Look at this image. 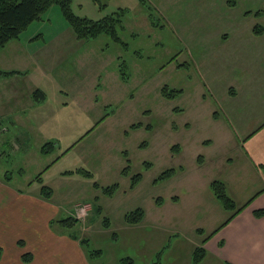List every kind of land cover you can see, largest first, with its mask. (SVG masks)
<instances>
[{
	"label": "rangeland",
	"instance_id": "rangeland-1",
	"mask_svg": "<svg viewBox=\"0 0 264 264\" xmlns=\"http://www.w3.org/2000/svg\"><path fill=\"white\" fill-rule=\"evenodd\" d=\"M131 1L69 3L72 13L92 19L124 8L120 42L105 35L76 40L61 6H47L13 38L37 58L23 68L32 74L21 86L40 84L46 90L30 117L38 133L21 122L11 131L0 114V172L15 185L32 182L31 192L39 189L55 209L49 230L85 238L92 252L85 255L89 264H120L126 257L142 264L157 258L159 250L161 264L176 253L185 257L187 239L202 238L196 228L210 232L229 214L214 198L211 180L229 176L238 200L244 195L238 175L260 184L245 169L241 142L264 116V37L221 44L217 34L237 21L258 22L253 14L259 10L248 15L241 2L203 11L196 0H137L136 6ZM13 39L0 50V66L23 59L13 50L19 46ZM121 64L126 80L119 75ZM39 67L49 75L42 77ZM164 85L180 92L164 97ZM82 92L87 99L77 97ZM229 102L239 106L246 121L237 112L230 116ZM207 139L210 145L203 142ZM202 154L207 159L198 162ZM126 165L129 173L123 175ZM181 165L183 173L177 169L154 181L161 171ZM137 172L141 178L130 187V175ZM115 182L114 192L104 194L102 188ZM136 207L143 208V218L127 223L125 212ZM67 216L78 219L71 228L57 222ZM10 231L2 241L11 233L22 239L30 235ZM14 245H7V255L17 252ZM20 251L19 260L24 253L31 256ZM65 252L64 247L58 252L61 264Z\"/></svg>",
	"mask_w": 264,
	"mask_h": 264
},
{
	"label": "crops",
	"instance_id": "crops-1",
	"mask_svg": "<svg viewBox=\"0 0 264 264\" xmlns=\"http://www.w3.org/2000/svg\"><path fill=\"white\" fill-rule=\"evenodd\" d=\"M196 1L199 10L203 11L210 10L218 5H235L239 2H241L244 9L249 12L248 15H252L255 11L259 10V14H253L255 17L254 19L258 20V22L248 24V22L237 21L235 24H232L231 26L229 25V29L220 31L219 33L217 32L219 43H231L234 40H238L236 38L241 36L244 37L242 39L259 38L257 36L264 37V0ZM131 4V6H136L137 0H133V2L131 1ZM119 7L120 6H117V8ZM232 22L233 21H231V23ZM198 23L200 26V21H197L194 24L197 25ZM254 27L261 29L259 32H255L253 30ZM72 36L75 37L74 34H72ZM206 39H208V37ZM76 40H78V38H76ZM11 42L12 40L7 42L5 46H8ZM13 42H15L14 39ZM15 43H18L19 46L14 47L13 50L18 53L21 52L23 59H20L19 56H17L16 62L9 64L7 67L0 66V69L19 71V73L0 78V84L2 83L1 86L3 85V87L0 88V114L4 115L3 117L6 119L8 118L7 120L10 124L9 127L11 131L17 128L16 124L20 122L29 124L32 129L36 130L30 123L31 112L34 113L37 109L35 105L43 102L46 95L43 99L36 101L32 98L31 93L35 88L41 89L44 94L46 90L40 84L21 86L20 82L24 80V77L28 78L32 74L30 73L26 75L27 72L23 71V68H26L25 66H27L26 63L28 61H32L36 64L37 58L34 59L33 57L32 59L33 52L29 53L25 47L19 44V42ZM42 68L43 67H39L40 75L42 77H47L49 72ZM46 82H50V78H46ZM248 84L250 85V83ZM55 87L62 88V91L64 90L60 85L56 84ZM2 90L3 93L1 92ZM77 97H79L80 100L86 98V96L84 97L83 92L81 95H77ZM234 98L235 97H232V99ZM225 107L226 106H224V108ZM225 110L229 112L230 116L234 115L235 117L234 113L236 112L241 114L246 121L247 115L244 116L240 111L239 106H235L234 102H229V108L226 107ZM226 119H228V117H226ZM227 121L230 122L229 119ZM261 121L262 123L256 126L253 131H251L252 129L247 131V134L241 142V146L245 153L244 158L247 162L246 165L249 166L245 169L249 172H253V174L259 178L260 184L256 186L254 183L246 182L238 175L237 179L240 183H238L240 191L244 188L242 191L244 195L238 200L232 195V190L237 187L233 186L230 177L226 175L228 180L223 177L219 178L225 183L227 193L234 200L236 206H241V209L221 227H218L221 224L220 223L210 232H206L211 233L204 243L206 254L197 264H222L223 261H228L231 264H264V213L261 216L255 214V211L258 209L264 210V116H261L259 121L258 118H256L253 123ZM22 137H25L24 134ZM206 141H209L207 144L210 145V139L204 140L203 142ZM181 150H183V147ZM207 156L208 155L206 154L205 158V155L203 154L198 155L196 160L198 158V162H204L207 159ZM181 167L182 168L178 169V171L183 173L184 167L183 165H181ZM25 185H27V187H25ZM32 185V182H21V184L17 183V185H15L12 183V178L10 179V177L4 176L3 173L0 172V248L1 250L4 249L1 251L0 264H61L60 259L58 258V252L62 247H64L66 251L65 258H61L63 264H89L83 248L77 240L70 237H59L49 230V221L53 217L55 209H53L49 200L39 193V189L33 192L28 189L29 186ZM172 197L174 199L177 198L176 196ZM12 228H17V230L20 229L17 233L21 236V232H24L25 234L29 233V238H18L11 233L9 238L7 236V238L5 237L4 241H2L6 233L8 231L11 232L10 230ZM199 241L200 239L195 241L187 239L186 249H182L186 250L185 257L179 258L176 253L174 258L167 261L166 264H191L190 253L193 247L199 244ZM6 242H8V246L15 243L14 247L18 246V248H16L17 252L7 255L6 249L8 246L4 245ZM21 247L25 251L31 252L32 258L30 260L24 261L21 258L19 260ZM70 254L71 257H69Z\"/></svg>",
	"mask_w": 264,
	"mask_h": 264
},
{
	"label": "trees",
	"instance_id": "trees-1",
	"mask_svg": "<svg viewBox=\"0 0 264 264\" xmlns=\"http://www.w3.org/2000/svg\"><path fill=\"white\" fill-rule=\"evenodd\" d=\"M143 0H141L142 2ZM52 3L59 4L62 8V11L72 29V33L78 39H91L97 37L99 35L109 36L113 41L120 42V38L118 36L117 30L122 28V18L124 16L125 9L124 8H117L114 11H111L108 14L98 18L92 19L86 16L77 15L71 12L70 9V0H0V49L5 46L9 40L16 38L21 30L32 20L35 18H39L42 11ZM258 27V26H256ZM261 29V28H260ZM260 29L255 28V32H259ZM125 44V43H124ZM124 65L121 64L118 66L119 75L122 79L126 80L128 75L125 74ZM19 73L17 70H5L0 69V78ZM177 92H180L179 89H173L164 85L161 87V94L164 97L171 98L174 97ZM32 98L34 100L43 99L45 94L41 89L35 88L32 93ZM132 127H136L137 124L133 123ZM149 126V125H147ZM144 143L142 142L141 145ZM173 151H178L179 146L174 145L172 146ZM145 166L149 165V162H144ZM128 165H126L122 169L123 175H128ZM181 166L178 168H167L161 171L158 176L154 179L156 180H163L170 178L177 169H181ZM88 175L87 171H84ZM141 178V173L137 172L130 175V183L129 186L133 187L137 184V182ZM210 189L216 201L219 205L229 214L225 218V220L218 226L221 227L227 221L233 217L240 209L241 206H236V203L231 198V196L227 193L225 183L220 179H213L209 183ZM118 184L112 183L102 188L104 194L111 195L114 190L117 188ZM42 187H44L42 185ZM158 202L161 199L158 198ZM264 210L258 209L255 211L257 216L263 215ZM144 215V210L141 207H136L130 211L125 212L124 220L127 223L134 224L141 221ZM106 220V218L104 219ZM78 219L73 218L72 216L63 217L57 220L58 224L63 228H71L73 225L77 223ZM218 229V228H217ZM196 232L202 236L199 241V244L194 246L191 254V264L199 263L206 254V249L204 247V243L206 239L211 235V233H205L202 228H196ZM70 238L75 239L79 242L81 247L83 248L85 255L90 256L92 254L91 250L87 249V240L85 238L80 239L77 235L69 234ZM1 248H0V256H1ZM94 252H98V250H92ZM161 250L157 251V258L149 260L146 264H161L160 261V252ZM22 259L24 261H28L31 259L29 253H24L22 255ZM120 264H134L133 259L126 257L119 259ZM222 264H231L228 261H223Z\"/></svg>",
	"mask_w": 264,
	"mask_h": 264
},
{
	"label": "built area",
	"instance_id": "built-area-1",
	"mask_svg": "<svg viewBox=\"0 0 264 264\" xmlns=\"http://www.w3.org/2000/svg\"><path fill=\"white\" fill-rule=\"evenodd\" d=\"M85 206H83L81 209H83ZM78 213H79V209H78Z\"/></svg>",
	"mask_w": 264,
	"mask_h": 264
}]
</instances>
